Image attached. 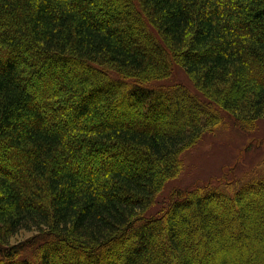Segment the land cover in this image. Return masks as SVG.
Segmentation results:
<instances>
[{"label": "trees", "instance_id": "16d2710c", "mask_svg": "<svg viewBox=\"0 0 264 264\" xmlns=\"http://www.w3.org/2000/svg\"><path fill=\"white\" fill-rule=\"evenodd\" d=\"M221 113L264 119V0H0V264H264L263 175L147 215Z\"/></svg>", "mask_w": 264, "mask_h": 264}, {"label": "rangeland", "instance_id": "374dc122", "mask_svg": "<svg viewBox=\"0 0 264 264\" xmlns=\"http://www.w3.org/2000/svg\"><path fill=\"white\" fill-rule=\"evenodd\" d=\"M148 85L152 88L184 87L195 93L186 73L174 65L169 77ZM136 118L141 119L139 116ZM236 121L221 113L217 127L203 134L194 146L182 154L179 175L165 184L157 202L147 211L148 216L160 214L172 199L190 190L215 185L233 191L236 184L240 187L254 177L264 176V119L254 124L245 123L244 126ZM32 235L22 231L10 242L15 244Z\"/></svg>", "mask_w": 264, "mask_h": 264}]
</instances>
